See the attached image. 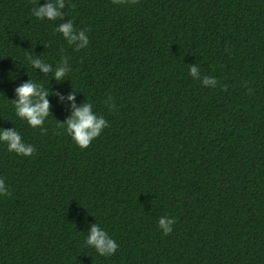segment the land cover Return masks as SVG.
<instances>
[{"label": "trees", "instance_id": "obj_1", "mask_svg": "<svg viewBox=\"0 0 264 264\" xmlns=\"http://www.w3.org/2000/svg\"><path fill=\"white\" fill-rule=\"evenodd\" d=\"M51 2L0 0V127L36 149L0 145V264H264V0H65L62 19L32 15ZM68 20L87 48L55 31ZM196 64L215 87L188 75ZM29 79L53 93L43 131L11 101ZM74 91L110 125L87 149L59 126ZM98 223L110 257L85 245Z\"/></svg>", "mask_w": 264, "mask_h": 264}, {"label": "clouds", "instance_id": "obj_2", "mask_svg": "<svg viewBox=\"0 0 264 264\" xmlns=\"http://www.w3.org/2000/svg\"><path fill=\"white\" fill-rule=\"evenodd\" d=\"M138 3V0H113L114 4ZM66 6L65 0H52L44 6H37L32 9V15L41 21H57L63 18L61 12ZM55 31L62 34L69 46H74L76 51L83 50L88 47L90 41L85 30H79L74 26L72 20L59 24ZM28 63L33 69H39L42 73L47 74L53 70V65L45 62L39 57H28ZM72 71L67 57L62 58L55 67L54 78L57 82L65 80V77ZM188 75L197 81H201L205 87H215L217 80L215 77L201 75L199 65H191ZM53 94L48 89L29 79L15 89L16 100H11L14 105L16 117L25 121L32 128H40L42 131L46 119L52 112L51 104L48 99ZM59 95V93H55ZM71 102L72 112L64 121L60 122V127L64 128L66 134L70 136L73 142L81 149H87L93 140L98 138L105 128L109 127V122L101 115L94 111L91 103L76 104L75 91L67 97ZM110 110H115L116 105L109 101ZM0 145H4L9 152H13L18 156L31 157L35 152V147L24 141L20 132L16 128L5 129L0 127ZM9 195V188L4 178L0 177V197ZM176 223L175 218L168 216L160 217L158 228L164 236L173 232V226ZM85 245L93 248L100 256L110 257L114 255L119 245L109 233L100 226L93 225L85 237Z\"/></svg>", "mask_w": 264, "mask_h": 264}]
</instances>
